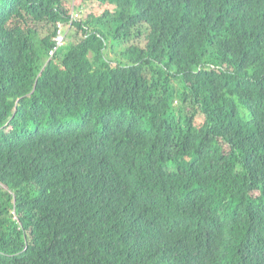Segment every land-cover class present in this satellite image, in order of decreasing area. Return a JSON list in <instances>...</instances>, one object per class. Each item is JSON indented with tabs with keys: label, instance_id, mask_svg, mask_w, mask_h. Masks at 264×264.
Listing matches in <instances>:
<instances>
[{
	"label": "trees",
	"instance_id": "trees-1",
	"mask_svg": "<svg viewBox=\"0 0 264 264\" xmlns=\"http://www.w3.org/2000/svg\"><path fill=\"white\" fill-rule=\"evenodd\" d=\"M0 264H264V0H0Z\"/></svg>",
	"mask_w": 264,
	"mask_h": 264
},
{
	"label": "built area",
	"instance_id": "built-area-1",
	"mask_svg": "<svg viewBox=\"0 0 264 264\" xmlns=\"http://www.w3.org/2000/svg\"><path fill=\"white\" fill-rule=\"evenodd\" d=\"M61 30H62V28H61ZM63 42H64V38H62V37L60 36L59 39H58V45H59V46L62 45ZM51 54L53 55V52H52Z\"/></svg>",
	"mask_w": 264,
	"mask_h": 264
},
{
	"label": "rangeland",
	"instance_id": "rangeland-1",
	"mask_svg": "<svg viewBox=\"0 0 264 264\" xmlns=\"http://www.w3.org/2000/svg\"><path fill=\"white\" fill-rule=\"evenodd\" d=\"M123 48H124V47H123V45L121 44V45L119 46V48H118V52H119V51H123ZM110 55H112V54H110Z\"/></svg>",
	"mask_w": 264,
	"mask_h": 264
},
{
	"label": "bare ground",
	"instance_id": "bare-ground-1",
	"mask_svg": "<svg viewBox=\"0 0 264 264\" xmlns=\"http://www.w3.org/2000/svg\"><path fill=\"white\" fill-rule=\"evenodd\" d=\"M192 263V262H191Z\"/></svg>",
	"mask_w": 264,
	"mask_h": 264
}]
</instances>
